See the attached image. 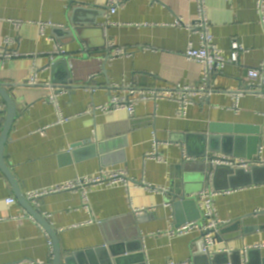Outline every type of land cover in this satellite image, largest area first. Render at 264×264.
Masks as SVG:
<instances>
[{
	"label": "crops",
	"instance_id": "crops-1",
	"mask_svg": "<svg viewBox=\"0 0 264 264\" xmlns=\"http://www.w3.org/2000/svg\"><path fill=\"white\" fill-rule=\"evenodd\" d=\"M112 1L0 0V53L7 37L13 39L8 50L21 53L0 58V82L17 103L3 155L20 190L28 198L29 191L100 169L123 170L130 177L127 187L94 185L86 194L63 190L31 201L54 228L63 256L78 252L74 264H264V168L243 175L248 184L235 183L214 196L221 221L217 233L233 219L241 223L217 236L213 262L198 252V229L170 231L192 222L189 216L201 210L197 194L214 185L192 193L197 207L179 216L165 201L167 191L185 178L184 162L202 151V135L212 124L258 126L264 138V95L257 88L239 93L247 70L264 66V18L257 0H204L215 46L226 57L234 40L244 50L238 63L213 77L211 95L189 105L183 116L166 97L143 100L132 116L126 109L95 107L128 95L130 87L201 84L202 63L185 54L190 42L200 45V33L173 25L176 18L192 24L197 0H121L110 12ZM71 23L82 32L81 42L66 32ZM56 44L67 50V63L52 69ZM117 49L125 53L117 55ZM69 74L72 84L62 85ZM32 77L35 84L29 83ZM54 90L60 109L47 101ZM5 109L0 96V134ZM262 142L252 164L264 167ZM144 183L163 190L150 191ZM10 197L15 201L8 204ZM29 215L0 168V264L53 262L48 231Z\"/></svg>",
	"mask_w": 264,
	"mask_h": 264
},
{
	"label": "built area",
	"instance_id": "built-area-1",
	"mask_svg": "<svg viewBox=\"0 0 264 264\" xmlns=\"http://www.w3.org/2000/svg\"><path fill=\"white\" fill-rule=\"evenodd\" d=\"M121 4V0H114L110 2V12H115L117 6ZM264 0H257V10L264 18ZM197 18L190 23H185L181 18H176L173 25L185 27L189 31L198 30L200 33V45L195 46L193 43H189L187 50L185 52L186 56L190 60H196L203 65V76L202 82L200 85L193 86H181L177 85L173 89H155V88H142V90L135 87H130L128 90V95H114L111 96L109 102L106 105H99L95 107L98 110L103 112H108L111 110H127L130 116L135 112L136 105L143 100L159 98H169L176 102L177 110L176 115L183 116L186 113V109L189 105L197 103L200 99L208 97L213 91V77L224 70V68L229 63H238L239 53L244 50V46L241 45L238 41L234 40L232 45V50L229 56H225L222 51L215 46L213 42V34L208 29L209 19L207 16V11L205 10L204 0H197ZM13 41L11 37L4 39L3 48L4 51L0 53V58L2 57H15L21 55L20 52L8 50V45ZM125 53L124 49H117L116 54L121 55ZM67 50L61 47V45L56 44L54 52L51 54V59L53 60L56 55H66ZM246 83L245 88L239 93H246L250 90H261L257 91L260 94L264 95V66L258 68H249L246 73ZM30 84H35L36 79L32 77L29 81ZM57 91H53L47 98V101L56 105L59 108V102L57 99ZM67 119V118H65ZM151 157L160 159L156 153H150ZM264 163V162H263ZM212 164H228L234 167H242L248 169L251 165L249 160L244 159H234L221 156L213 159ZM131 183L130 177L123 170L116 169H100L98 173L93 174L92 176L77 177L75 180L64 181L62 183H57L50 188L41 189L40 191H29L28 199L32 200L34 203H38L40 197L51 194L58 193V191L63 190H75L79 189L85 194L87 193L88 188L94 185H116L120 184L122 186H128ZM143 187L150 191L160 192L163 188L152 186L150 184L144 183L141 184ZM221 191L216 189H205L197 194L198 200L201 202V217L195 221L188 222L181 225L179 228L173 229L170 231L172 234H180L188 232L192 229H198L200 231V240L203 241L202 248L203 251L207 254L213 253L211 247L215 245L217 241V232L218 228L221 225V221L217 218V211L214 202V196ZM15 201L14 197H10L6 202L12 203ZM29 217L33 218L30 214ZM51 246V257L53 256L54 248L53 241L50 239ZM170 264H178L171 262ZM183 264V263H181Z\"/></svg>",
	"mask_w": 264,
	"mask_h": 264
},
{
	"label": "water",
	"instance_id": "water-1",
	"mask_svg": "<svg viewBox=\"0 0 264 264\" xmlns=\"http://www.w3.org/2000/svg\"><path fill=\"white\" fill-rule=\"evenodd\" d=\"M66 32L70 35L72 40L81 42L80 29L75 27L72 23L69 25ZM51 68L54 69L56 65L62 63L66 64L67 59L64 55H56L52 60ZM73 80L70 79V74L61 82L62 85L69 86ZM6 83L0 82V96L6 103V116L4 119V125L0 134V168L7 174L13 189L16 192L17 198L31 214L35 220L42 224L48 231L51 240L53 241V262L51 264H74L77 253H72L68 256H63L61 242L58 240L57 234L51 224L43 217L40 210L34 207L32 200L28 199L22 190L18 186V182L8 167L5 156L3 155L4 145L7 142L8 134L14 124L17 112V103L12 99L10 93L6 88ZM61 86V85H60ZM62 90V89H60ZM4 111H0L3 113ZM264 138L261 137V131L258 126H244L235 125L234 123L218 125L217 127L212 124L209 129V133L202 135V148L201 152L196 154L192 159L184 162V168L186 169V175L183 181L179 183V187L171 191H167L165 201L170 203L174 212L179 216L180 212L187 210L188 208L197 207V198L192 196V193L204 188H211L212 184L214 189L223 190L228 189L236 185L248 184L241 181L243 175L251 177L255 175L259 170H262L261 166L252 164L254 155H257L260 146L263 143ZM211 152L210 156H208ZM215 153H223L228 156H236L248 159L251 162L248 170L242 167H234L228 164H212L213 159L218 156ZM225 178V185H220V180ZM249 179V178H248ZM212 183V184H211ZM197 209V208H196ZM196 216H189V221H195L201 217L202 211L198 208ZM246 219V217H244ZM241 223L240 218L233 219L228 226L220 230V234L232 231ZM219 233L216 236H220ZM203 241L199 240L198 252L205 254L213 262V256L207 254L202 248ZM108 264H112L111 262Z\"/></svg>",
	"mask_w": 264,
	"mask_h": 264
}]
</instances>
